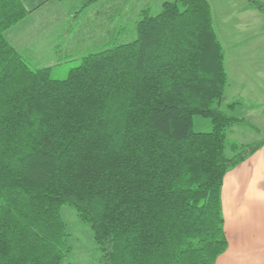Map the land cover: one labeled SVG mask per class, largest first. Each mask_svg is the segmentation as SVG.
<instances>
[{"label":"trees","instance_id":"obj_1","mask_svg":"<svg viewBox=\"0 0 264 264\" xmlns=\"http://www.w3.org/2000/svg\"><path fill=\"white\" fill-rule=\"evenodd\" d=\"M28 12L0 0V264H64V204L90 225L106 264H215L228 246L224 176L264 139L228 142L247 120L241 102H224L208 0L138 11L135 39L83 56L65 79L6 39ZM196 114L212 131L193 130Z\"/></svg>","mask_w":264,"mask_h":264},{"label":"rangeland","instance_id":"obj_2","mask_svg":"<svg viewBox=\"0 0 264 264\" xmlns=\"http://www.w3.org/2000/svg\"><path fill=\"white\" fill-rule=\"evenodd\" d=\"M23 1L27 2L28 0ZM122 1L101 0L99 2L96 0L93 5L83 8L87 0H65L62 1L63 3L56 1L54 5H51V8H48L50 4L45 8L41 7L37 10L27 8L29 12L26 16L7 29L4 35L33 68L49 67L50 64L48 63L53 62L50 65L52 66V77L55 79H65L68 77L71 69L80 63L79 57L100 51L109 46L132 41L137 37L136 24L134 22L137 10H132V8L138 5V7H142V5L151 2L150 5L154 6L149 12L152 15H156L161 11V2L163 0H129L131 9L118 10L114 20L110 19V17H113L116 10H109L108 14H106L105 9L100 10L102 7L105 8L107 4L111 6V3H114L118 7L119 4H122ZM229 1L236 9L241 8L242 2H247V0ZM155 2L158 5L161 4V6H156ZM211 2H214L215 9L213 10L214 27L225 49V63L230 76L231 74H236L230 64L228 55L230 49H232L229 42L230 39L226 37L228 31L231 30V17L223 9L224 2L222 0H211ZM219 8L222 10H219ZM236 12L243 15L244 11L236 10ZM250 12L255 14L256 18L259 17L260 21H264L263 11L252 10L248 12V15ZM244 14L247 15V13ZM246 15L243 16L247 17ZM108 16H110L109 19L106 18ZM55 20H57V23H55ZM220 21H225V30L221 27ZM98 25L103 28H99ZM121 25L123 27H120ZM75 36L79 37L74 39ZM98 37L100 38L96 39ZM88 40L93 41L88 43ZM98 40H102L101 45L96 43ZM56 41L61 43L62 53L59 55H55L54 49H52L53 43ZM105 41L107 44L103 45ZM38 60H41L40 64L37 63ZM240 116L247 117V122L234 127L235 129L232 131H227L228 142L253 145L262 141L264 139L263 118H249L250 115L246 112H241ZM212 129L213 124L210 117L200 114L193 116L194 131L210 132ZM227 154L229 156L233 155L229 150ZM61 213L67 224L69 233L67 237L69 250L64 264H106L104 259L105 254L97 244L90 225L70 205L64 204Z\"/></svg>","mask_w":264,"mask_h":264},{"label":"crops","instance_id":"obj_3","mask_svg":"<svg viewBox=\"0 0 264 264\" xmlns=\"http://www.w3.org/2000/svg\"><path fill=\"white\" fill-rule=\"evenodd\" d=\"M56 1L62 2L65 0H28L27 2L23 1V3L28 9L37 10L41 7L45 8L49 4L48 8H51V5H54ZM165 1L173 0H163L161 4ZM222 1L224 7L220 6L231 17V30L228 31L226 37L230 39L229 42L232 48L228 54L230 64L236 72V74L229 76L224 57V65L228 74L224 102L227 104L239 101L241 103L235 111L237 115L239 114L238 116L241 112H246L250 115L249 118H263L264 120V21H260V18H256L252 12L248 15L249 11L261 10L248 0L242 2L243 5L240 9L234 8L229 0ZM261 1L264 2V0ZM95 2L89 4V6ZM208 2L214 18V2H211V0H208ZM150 4L151 2H148L142 7H138V5L132 8V10H137L134 18L135 24L138 21L137 12L152 10L154 5L151 6ZM154 4L158 5L157 2ZM161 4L158 6H161ZM126 8L131 9L129 0H123L118 7L114 3H111V6L107 4L105 8L102 7L100 10L105 9L106 14L109 13V10H116L113 17H106L114 20L118 10H126ZM155 10L157 9L155 8ZM219 10L222 9L219 8ZM236 10H241V12L243 10V15L247 13V17H244L242 13H237ZM55 21L57 23V20ZM222 22L220 21V25L224 29L226 23H224L225 21ZM98 27L103 28L100 25ZM120 27H123V25ZM77 37L79 36H75L74 39ZM93 40H88V43ZM96 43L101 45L102 40H98ZM105 44H107L106 41L103 45ZM60 45L59 41L53 43L52 49H54L55 55L62 53ZM83 56L79 58L81 59ZM40 61L38 60L37 63L40 64ZM48 64L51 65L53 62ZM50 65L49 67L52 68ZM242 124L244 123L238 125ZM234 127L229 130H234ZM221 201L228 246L217 257L215 264H264V144L249 154L243 161L228 169L222 184Z\"/></svg>","mask_w":264,"mask_h":264}]
</instances>
